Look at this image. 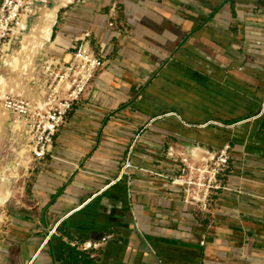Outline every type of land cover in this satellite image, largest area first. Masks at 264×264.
<instances>
[{"label":"crops","instance_id":"crops-1","mask_svg":"<svg viewBox=\"0 0 264 264\" xmlns=\"http://www.w3.org/2000/svg\"><path fill=\"white\" fill-rule=\"evenodd\" d=\"M65 19L52 55L81 42L101 67L6 211L0 264H264V0H83ZM226 144L200 211L172 178Z\"/></svg>","mask_w":264,"mask_h":264},{"label":"built area","instance_id":"built-area-1","mask_svg":"<svg viewBox=\"0 0 264 264\" xmlns=\"http://www.w3.org/2000/svg\"><path fill=\"white\" fill-rule=\"evenodd\" d=\"M58 0H1L0 1V70L5 59L29 32L31 21L41 7H48ZM115 23H108L114 28ZM101 60L86 46H79L66 61L54 55L42 59L32 83L40 90L38 104L29 99L5 93L0 98L3 109L11 117V132L14 138L24 141L23 146L32 154L33 162L46 160L48 150L57 134L65 125L74 106L89 92ZM232 158L230 144L214 151L180 158V168L172 183L181 189L185 203L200 211H211L213 196L224 186L226 173ZM112 235L97 241L80 244L84 251L104 246ZM94 256V255H93Z\"/></svg>","mask_w":264,"mask_h":264},{"label":"rangeland","instance_id":"rangeland-1","mask_svg":"<svg viewBox=\"0 0 264 264\" xmlns=\"http://www.w3.org/2000/svg\"><path fill=\"white\" fill-rule=\"evenodd\" d=\"M81 2H83V0H58L56 3L48 7H41L38 15L31 21L29 32L27 34H31L33 27L39 24L44 11H48V9L50 11L56 7H59L55 22L52 25L50 40L42 46V48L35 56L36 58L33 70L29 71L28 73L20 72V74L19 72H15L14 70L6 67L5 64L0 70V78L4 77L5 79L14 83H19L20 81L21 84H19L22 88L24 87L22 89L24 93L21 94L18 92L17 95L23 97L26 96L25 98H28L35 104H38L40 102V90L36 85L32 83V80L37 76V68L42 59H44V57H46L47 55L53 54L54 47L52 45L56 40V36L59 34L60 30L64 28L65 25V12L67 10L70 11L71 8L77 7ZM75 37L80 38L81 36ZM92 38V35L91 37H87L89 41ZM22 41L17 45V47L11 54L21 49ZM78 42L79 40H77V43ZM81 44L83 43L80 42L79 46H81ZM74 51L75 50L68 51V53H73ZM7 93L16 95L15 93ZM34 97H36L38 101H34ZM10 124L11 117L3 109L0 100V189H8L11 191L10 197L6 201L0 203V231L6 228V211L12 209L14 210L16 205L21 204L22 200L25 201L29 198V189L37 166V164L33 162L32 154L29 153L28 149H26L25 146H23L25 142L13 137Z\"/></svg>","mask_w":264,"mask_h":264},{"label":"bare ground","instance_id":"bare-ground-1","mask_svg":"<svg viewBox=\"0 0 264 264\" xmlns=\"http://www.w3.org/2000/svg\"><path fill=\"white\" fill-rule=\"evenodd\" d=\"M58 10H59V7H56L53 10L49 11V9H48V11L43 12V15L40 19L39 24H37L33 27L31 34H27L23 38L21 49H19L18 51H15L13 54H10L5 59V66L6 67L10 68L11 70H14L15 72L17 71L19 73L20 72L28 73L29 71L33 70L35 56L37 55L38 51L42 48V46L47 41L50 40L52 25L55 22ZM31 77H32V75H31ZM13 83L14 82H11V81L5 79L4 77L0 78V98L2 97L3 94H5L7 92L15 93L16 95L18 92L21 94L24 93L22 90L24 87L23 88L21 87L20 81H19L20 84L16 82L13 85ZM33 100L38 101L36 99V97H34ZM10 195H11L10 190L0 189V203L6 201L10 197Z\"/></svg>","mask_w":264,"mask_h":264}]
</instances>
